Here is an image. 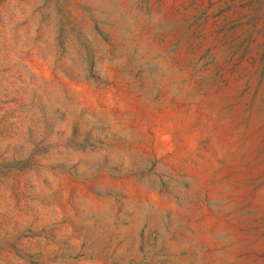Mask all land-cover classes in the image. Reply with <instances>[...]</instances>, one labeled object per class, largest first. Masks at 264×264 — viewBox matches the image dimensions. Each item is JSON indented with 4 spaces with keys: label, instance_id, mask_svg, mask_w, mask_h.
I'll return each mask as SVG.
<instances>
[{
    "label": "rangeland",
    "instance_id": "374dc122",
    "mask_svg": "<svg viewBox=\"0 0 264 264\" xmlns=\"http://www.w3.org/2000/svg\"><path fill=\"white\" fill-rule=\"evenodd\" d=\"M0 264H264V0H0Z\"/></svg>",
    "mask_w": 264,
    "mask_h": 264
}]
</instances>
